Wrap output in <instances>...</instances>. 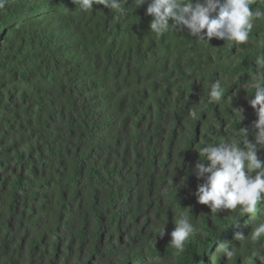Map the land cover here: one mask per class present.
<instances>
[{
    "label": "trees",
    "instance_id": "1",
    "mask_svg": "<svg viewBox=\"0 0 264 264\" xmlns=\"http://www.w3.org/2000/svg\"><path fill=\"white\" fill-rule=\"evenodd\" d=\"M138 6L0 8V264H264V236L236 239L264 222V202L253 218L237 209L213 220L189 175L195 147L238 140L234 130L257 119L248 101L264 84L250 74L264 18L237 48L187 30L156 37L148 3ZM251 7L264 11V0ZM218 79L222 99L208 103ZM174 211L199 229L175 256ZM221 244L236 254H217Z\"/></svg>",
    "mask_w": 264,
    "mask_h": 264
},
{
    "label": "clouds",
    "instance_id": "2",
    "mask_svg": "<svg viewBox=\"0 0 264 264\" xmlns=\"http://www.w3.org/2000/svg\"><path fill=\"white\" fill-rule=\"evenodd\" d=\"M7 0H0L3 8ZM138 7L148 3L147 14L152 17L149 28L156 37L170 31L183 32L187 30L190 37L197 42L210 45L212 38L226 42L228 46L239 48L247 44L254 22L264 18V11L253 10L252 0H135ZM79 10L87 12L93 5H103L113 11H121L124 0H74ZM264 46V40L260 41ZM256 69L251 74V80H264V54L255 59ZM223 96V85L218 79L211 84L208 91V103H218ZM248 103L256 111L257 119L251 128L239 127L234 130L238 140L228 138L204 143L195 150L200 159L191 169L189 175H194L203 183L198 184L194 195L197 202L206 205L211 210V219L219 216L221 211L230 214L239 209L240 215L251 214L253 218L257 207L264 202V161L258 153L264 150V84H257L254 95H250ZM200 103V102H199ZM233 108V107H232ZM238 115L243 109L233 108ZM195 109L189 110V117L195 119ZM243 117V115H242ZM254 137V141L249 137ZM187 177V176H186ZM187 178L180 181L185 184ZM182 186V187H183ZM190 208H185V210ZM175 213V228L170 233L169 247L175 250L174 256L184 250L185 242L199 229L197 224L188 218L187 211ZM160 232L162 236L165 232ZM264 236V222L252 224L249 235L237 234L236 239L251 242L259 241ZM217 254L231 259L236 250L221 244Z\"/></svg>",
    "mask_w": 264,
    "mask_h": 264
}]
</instances>
